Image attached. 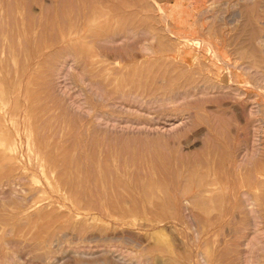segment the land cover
<instances>
[{
	"label": "rangeland",
	"instance_id": "rangeland-1",
	"mask_svg": "<svg viewBox=\"0 0 264 264\" xmlns=\"http://www.w3.org/2000/svg\"><path fill=\"white\" fill-rule=\"evenodd\" d=\"M0 82V264H264V0H0Z\"/></svg>",
	"mask_w": 264,
	"mask_h": 264
},
{
	"label": "bare ground",
	"instance_id": "bare-ground-1",
	"mask_svg": "<svg viewBox=\"0 0 264 264\" xmlns=\"http://www.w3.org/2000/svg\"><path fill=\"white\" fill-rule=\"evenodd\" d=\"M98 15V14H97ZM99 16V15H98ZM100 18V17H99ZM105 22V21H104ZM103 24V21L101 20V19H96V20H94L93 21V25L91 26V31H94V30H99V28L101 27V25ZM97 34V33H96ZM96 34H94L93 33V36L94 35H96ZM92 36V37H93ZM107 36V35H106ZM94 40H96V39H94ZM106 41V40H105ZM107 42V41H106ZM246 68V67H245ZM244 68V69H245ZM249 70V69H248ZM114 74V73H113ZM203 81V80H202ZM1 84H2V82H0ZM123 83V82H122ZM124 84V83H123ZM0 87H2V86H0ZM129 90V89H128ZM10 91H11V89H10ZM122 91V90H121ZM136 91V90H135ZM140 94V93H139ZM115 95V94H114ZM131 96V95H130ZM8 103V99L6 98V90H4L3 89V87H2V89H0V108H1V105H3V104H7ZM10 105V104H9ZM12 109V108H11ZM1 112V111H0ZM99 118V117H98ZM1 120V119H0ZM182 122V121H181ZM1 125V124H0ZM5 126V125H4ZM26 127V126H25ZM2 134H4L3 132H1ZM27 133V132H26ZM6 134V133H5ZM19 135V134H18ZM26 136H28V135H26ZM29 136H30V132H29ZM31 137V136H30ZM27 138V137H26ZM29 138V137H28ZM28 140V139H27ZM29 142H30V140H28ZM0 144L2 145V147H0V164H8L7 166H11L12 168H14V166H12L13 165V162H15L14 160H15V156L12 154L15 150H16V146H15V144H14V141H12L11 142V140L10 139H8L6 136H0ZM27 144V143H26ZM215 144V143H214ZM217 146V145H216ZM207 148V147H206ZM35 150V149H34ZM18 151V150H17ZM46 151V150H45ZM37 154H44V153H42L41 152V150H37ZM248 157V156H247ZM38 159H39V157H38ZM37 159V160H38ZM254 159V158H253ZM250 162V161H249ZM40 165H41V169L43 168V172H45V175L47 176V178L46 179H48L49 180V182H47V183H49V186L51 185L52 187H53V191L54 192H62L63 190H62V187H61V183L58 181V180H55V181H53V179H54V177H53V173L55 172V167L54 166H52V167H50L49 166V173H50V175H48L47 174V165H48V163H50V162H47L46 161V158L44 157V155H43V157L41 158V160H40ZM16 164V163H15ZM14 164V165H15ZM56 164V163H55ZM121 164V163H120ZM10 167V168H11ZM66 167V166H65ZM56 168H59L58 167V165H56ZM67 168V167H66ZM44 169H46V170H44ZM62 170V169H61ZM12 171H13V169H12ZM40 171V170H39ZM14 172V171H13ZM41 172V171H40ZM60 172V171H59ZM58 172V173H59ZM64 172V171H63ZM67 172V171H66ZM74 172V171H73ZM93 172V171H92ZM12 173V172H11ZM57 173V172H56ZM61 173V172H60ZM97 173V172H96ZM180 173H181V171H180ZM108 174V173H107ZM200 174V173H199ZM44 175V174H43ZM44 175V177H46ZM34 176V175H33ZM78 176V175H77ZM263 176V175H262ZM24 177V176H23ZM56 177V176H55ZM190 177V176H189ZM206 177V176H205ZM26 178V177H25ZM61 178V177H60ZM65 178H67V177H65ZM65 178H64V180H65ZM76 178V177H75ZM74 178V179H75ZM81 178V177H80ZM15 179H17V180H19L18 178H15ZM14 179V180H15ZM36 179H39V178H36ZM71 179V178H70ZM152 179V178H151ZM13 180V181H14ZM32 180V179H31ZM35 180V179H34ZM34 180H33V182H34ZM159 180V179H158ZM8 181V180H7ZM16 181V180H15ZM20 181V180H19ZM26 181H28V180H26ZM51 181V182H50ZM76 181V180H75ZM93 181V180H92ZM185 182H186V180H184ZM187 181H189V180H187ZM199 181V180H198ZM12 182V181H11ZM30 182V181H29ZM32 182V183H33ZM72 182V181H71ZM120 182V181H119ZM6 183V182H5ZM35 183H36V181H35ZM64 183V182H63ZM150 183V182H149ZM148 183V184H149ZM162 183V182H161ZM40 184V183H39ZM66 184V183H65ZM68 184V183H67ZM78 184V183H77ZM121 184H122V182H121ZM153 184V183H152ZM160 184V183H159ZM32 185V184H31ZM98 185V184H97ZM162 185V184H161ZM164 185V184H163ZM27 186H28V184H27ZM33 186V185H32ZM32 186H30V187H32ZM42 186V185H41ZM147 186V185H146ZM145 186V187H146ZM184 186V185H183ZM84 187V186H83ZM100 187V186H99ZM152 187H153V185H152ZM162 187V186H161ZM33 188V187H32ZM48 188V186L46 187V188H42L43 189V191L45 192V193H47L48 192V190H46ZM147 188V187H146ZM151 188V187H150ZM162 188H164V187H162ZM35 189V188H34ZM153 189V188H152ZM165 189V188H164ZM216 189V188H215ZM29 189H27V191H28ZM30 190H33V189H31L30 188ZM147 190V189H146ZM155 189H153V191H154ZM38 191V190H37ZM41 191V190H40ZM47 191V192H46ZM165 191V190H164ZM43 192V193H44ZM206 192V191H205ZM208 192V191H207ZM213 192H214V190H213ZM212 192V193H213ZM34 193H35V191H34ZM39 193H41V192H39ZM67 193V192H66ZM71 193V192H70ZM131 193V192H130ZM150 193V192H149ZM156 193V192H155ZM168 193V192H167ZM68 194V193H67ZM75 194V193H74ZM83 194V193H82ZM248 194V193H247ZM47 195V194H46ZM64 195V194H63ZM212 195V194H211ZM217 195V194H216ZM215 195V196H216ZM76 196V195H75ZM157 196V195H156ZM251 196V195H250ZM39 197V196H38ZM209 197V196H208ZM249 197V196H248ZM259 197V196H258ZM156 198V197H155ZM216 198V197H215ZM255 198V197H254ZM192 199H194V198H192ZM197 199V198H196ZM211 199V198H210ZM251 199V198H250ZM253 199V198H252ZM195 200V199H194ZM214 200V199H213ZM253 201V200H252ZM264 201V200H263ZM187 202V201H186ZM189 202V201H188ZM254 202V201H253ZM260 202V197L257 199V204ZM157 203V202H156ZM190 203V202H189ZM256 203V202H255ZM40 204V203H39ZM66 204V203H65ZM160 204V203H159ZM209 204V203H208ZM257 204H255V205H257ZM38 205V204H37ZM254 205V203H253V206H255ZM252 206V207H253ZM162 207V206H161ZM194 208H196V207H194ZM33 209V208H32ZM254 209V208H253ZM137 211V210H136ZM50 212V211H49ZM75 213V212H74ZM137 213V212H136ZM44 214V213H43ZM51 214V213H50ZM31 215H33V214H31ZM80 215V214H79ZM27 219V218H26ZM25 219V220H26ZM72 219V218H71ZM77 219V218H76ZM29 220V219H28ZM73 220V219H72ZM71 220V221H72ZM23 221H24V219H23ZM79 221V220H78ZM73 222V221H72ZM68 223V222H67ZM74 223H75V221H74ZM164 223V222H163ZM161 224V223H160ZM81 226V225H80ZM85 226V225H84ZM259 226V225H258ZM256 228H257V226H256ZM264 228V227H263ZM9 229V228H8ZM262 229V228H261ZM12 230V229H11ZM261 231V230H260ZM263 231H264V229H263ZM258 232V231H257ZM262 232V231H261ZM259 233V232H258ZM254 234V233H253ZM257 235V234H256ZM252 237V236H251ZM55 239V238H54ZM250 241V240H249ZM164 245V244H163ZM162 245V248L160 247V248H158L159 250H161V249H163L164 248V246ZM166 246V245H165ZM168 249H169V251H170V255L173 253L172 252V250L170 249V248H168V246H166L163 250L165 251V252H169L168 251ZM172 252V253H171ZM49 255V254H48ZM7 258V257H6ZM247 258V257H246ZM45 259V258H44ZM254 260V259H253ZM254 262V261H253Z\"/></svg>",
	"mask_w": 264,
	"mask_h": 264
}]
</instances>
